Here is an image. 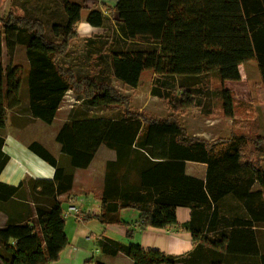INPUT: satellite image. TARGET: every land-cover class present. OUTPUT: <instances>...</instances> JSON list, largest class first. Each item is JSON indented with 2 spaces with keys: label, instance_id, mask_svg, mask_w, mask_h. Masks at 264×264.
<instances>
[{
  "label": "trees",
  "instance_id": "1",
  "mask_svg": "<svg viewBox=\"0 0 264 264\" xmlns=\"http://www.w3.org/2000/svg\"><path fill=\"white\" fill-rule=\"evenodd\" d=\"M55 5L56 24L50 32L48 19L30 14L16 0L6 15L0 6L7 57L22 46L28 63V69L4 68L0 50V132L6 127L5 103L12 115L24 110L48 125L69 91L86 106L73 108L56 137L70 168L33 143L30 150L55 168L54 179H30L31 202L23 184L0 182V207L16 212L0 229V264L60 260L69 240L59 197L71 191L74 171L88 168L102 144L115 149L119 161L136 157L141 183L124 204L103 198L101 213L82 219L116 224L121 211L137 209L141 230L167 229L177 225L176 211L185 207L191 209L186 229L204 233L211 243L228 240L225 252L198 244L179 257L104 237L99 241L103 255H122L133 264H264L259 244L264 229V162L255 157L264 147V136L231 133L209 141L191 135L180 120L181 114L195 109L210 116L216 102L224 118L234 119V95L226 84L241 81L245 63H257L264 88V0H119L114 7L117 19H112L111 9L109 16L90 10L86 22L106 32L85 39L76 56L79 62L70 67L64 60L79 38L77 24L87 10L86 0H56ZM147 73H153L151 94L168 110L164 118L135 111L132 97L112 82L137 89ZM96 109L114 115L100 117ZM4 144L0 133V175L9 160ZM249 145L254 153H247ZM136 147L144 157L134 154ZM186 162L207 165L205 179L187 176ZM133 233L129 230L128 238ZM262 234L264 238V230Z\"/></svg>",
  "mask_w": 264,
  "mask_h": 264
},
{
  "label": "crops",
  "instance_id": "2",
  "mask_svg": "<svg viewBox=\"0 0 264 264\" xmlns=\"http://www.w3.org/2000/svg\"><path fill=\"white\" fill-rule=\"evenodd\" d=\"M75 1L81 2L83 0ZM118 1L86 0L87 10L83 12V20L77 24L79 38L73 42L71 54L64 60L66 66L70 67L76 61L79 62V59H76L83 50L78 51L79 54L76 55L77 57L72 52L78 41L84 44L85 39L106 32L105 29L92 27L86 22L85 18L88 11L101 10L109 16L111 9L112 19H117L118 16L114 11V7ZM55 2L56 0H53L54 5ZM53 10H56V5L53 9L47 7V14L50 16L48 20L54 18L52 15ZM70 93L72 92L69 91L66 94L58 112L64 111L66 113V119L72 110L70 105L65 106V99ZM24 98L26 101V93L24 94ZM5 110L6 127L3 130V136L5 138L3 152L8 156L9 160L0 175V182L13 187L23 184L28 199L31 202L32 197L28 181L30 179L53 180L55 177V168L31 151L29 146L33 143L42 145L64 167H70L69 160L61 154V145L56 142L58 133H49L47 136H42L35 130L38 128L37 122L45 124L44 122L31 117L29 118L30 120L21 118L19 114L12 115L7 103H5ZM18 121L21 123L16 124ZM33 121L37 125L34 129L30 128ZM55 121L56 119L52 125H54ZM65 121L63 124H65ZM133 152L135 154L134 148ZM142 159H138L139 165L142 164ZM111 164L114 165L109 169V165ZM136 164V157H133L132 161L130 159L127 161H119L117 151L106 144H102L88 168L76 169L74 171L71 191L59 197L66 220L65 233L69 240V245L61 253L60 260L53 264H95L97 261L104 264H133L129 258L122 255L115 258L103 255L99 247V241L104 237L121 242L124 245H140L145 250H156L166 255L179 257L193 251L198 244L206 245L219 252L226 251L228 245L226 238L221 239L219 242L211 243L205 239L204 233H197L185 228L191 221L190 208L179 207L176 211L177 225L170 226L167 229L149 227L141 230L138 225L140 211L137 209L121 211L118 215L119 222L116 224H101L95 219L90 221L82 219L84 215H99L101 213L103 198L124 204L127 198L131 199L133 197L130 195L132 192L134 193L133 187L141 183V170L136 167ZM207 168V165L201 163H185L186 175L194 178L205 179ZM109 173L111 176H109ZM109 181L112 183H110L111 186L108 185ZM146 204L148 205V203ZM70 207H75L77 212L69 211L68 209ZM15 213L6 211L0 207V229L6 226L8 220ZM34 220L38 232L41 234L42 231L35 215ZM125 223L129 224V226H126ZM129 230L134 232L132 238H128ZM261 230L263 232L264 229ZM262 232L260 234L259 244L261 249H264ZM40 239L43 245H45L42 235ZM11 243L14 242L12 241Z\"/></svg>",
  "mask_w": 264,
  "mask_h": 264
},
{
  "label": "rangeland",
  "instance_id": "3",
  "mask_svg": "<svg viewBox=\"0 0 264 264\" xmlns=\"http://www.w3.org/2000/svg\"><path fill=\"white\" fill-rule=\"evenodd\" d=\"M11 1L12 0H0V6L2 9L1 12L3 15L8 13ZM18 6L22 9H26L30 14L44 16L46 19L50 18V16L47 14V7H51L52 9L55 7L53 0H18ZM54 22L55 18L48 20V32L51 31V27ZM82 43L83 42L78 41L77 45L74 46L75 48L72 52L75 54V56L79 54V50H83L84 44ZM6 46L7 40L5 31L3 29V25L0 23V50L2 52L1 63L3 67L15 68L21 66L24 67V69H28L26 49L22 46H17L14 56L9 58L7 57ZM78 71L84 73L85 70L82 71V68H80ZM240 72L242 76L240 82L226 84V86L232 90L234 95V119L224 118L221 103L218 105L217 102L214 113L207 117L201 115V112L198 109L191 110L188 113L180 115L181 122L191 135H196L209 141L218 138L229 137L231 133L245 134L250 137L257 135L264 136V88L261 84V72L255 61H251L242 65L240 67ZM152 78L153 73L145 74L143 80L141 81V85L137 89L124 86L120 81L114 80L113 83L118 91L132 97V106L135 111L143 112L148 116L164 118L168 115V110L163 106L157 97H154L151 94ZM216 86L218 87L217 83ZM4 93H7L6 75L4 76ZM24 94L25 90L23 89L22 96ZM23 99L25 102V98ZM65 100V106L70 105L72 110L74 107L79 108L80 106H85L83 105L81 99L75 96L74 93H70V95ZM16 111L21 118H33L31 115L25 114L26 111L24 110L21 111L18 109ZM93 112H95L100 117L106 116V118L112 117L114 115L113 111L111 110L96 109L93 110ZM68 117L66 119V113L61 111L58 113L54 125L37 122L38 128L35 130L38 131L42 136H47L49 133L57 134L64 125V121L68 120ZM20 123V121L16 122V124ZM37 125L35 121H33L30 128L34 129ZM0 133H3V131ZM134 151L136 156H145V152L138 149L137 147L134 149ZM246 151L250 154L251 152L254 153L255 149L252 145H249ZM255 157L264 162V147L261 150L255 152Z\"/></svg>",
  "mask_w": 264,
  "mask_h": 264
},
{
  "label": "built area",
  "instance_id": "4",
  "mask_svg": "<svg viewBox=\"0 0 264 264\" xmlns=\"http://www.w3.org/2000/svg\"><path fill=\"white\" fill-rule=\"evenodd\" d=\"M68 210L72 212H77V209L75 207H70Z\"/></svg>",
  "mask_w": 264,
  "mask_h": 264
}]
</instances>
